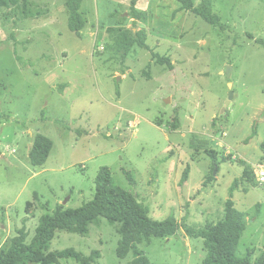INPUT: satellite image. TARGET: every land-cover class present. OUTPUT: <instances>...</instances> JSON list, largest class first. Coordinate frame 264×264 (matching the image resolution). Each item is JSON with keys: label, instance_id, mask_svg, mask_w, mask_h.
<instances>
[{"label": "rangeland", "instance_id": "374dc122", "mask_svg": "<svg viewBox=\"0 0 264 264\" xmlns=\"http://www.w3.org/2000/svg\"><path fill=\"white\" fill-rule=\"evenodd\" d=\"M144 1L134 31H147L149 49L137 46L126 60L110 48L108 29L134 27L131 2L84 0L81 35L69 29L65 0L39 1L30 18L0 9V251L23 227L30 244L42 216L58 207L91 201L109 167L152 218L175 214L195 228L223 219L238 180L234 201L250 222L237 256L252 251L255 262L264 252V0H214L224 29L176 0ZM39 134L54 143L44 167L30 161ZM118 228L100 219L85 237L58 232L50 251H100L95 264H131L132 254L117 256ZM140 248L154 264H203L207 255L204 241L182 228Z\"/></svg>", "mask_w": 264, "mask_h": 264}, {"label": "trees", "instance_id": "16d2710c", "mask_svg": "<svg viewBox=\"0 0 264 264\" xmlns=\"http://www.w3.org/2000/svg\"><path fill=\"white\" fill-rule=\"evenodd\" d=\"M39 1L45 2V0H0V9L8 10V16L12 17H17L18 14L24 18L35 17L39 15L37 12L41 6ZM176 1L183 10L193 13L209 25L225 28L221 17L214 12V0H202L198 6L193 0ZM83 2L84 0H65L69 15V29L77 35H81L88 24L82 12ZM136 6L137 1L133 0L131 2L134 25L132 29L126 27L108 29L113 41L110 48L119 54L122 60H126L137 46L149 49L147 31L143 29L138 32L134 31L143 14L137 10ZM257 43L264 48V39L257 40ZM155 58L159 65H168L173 68L168 57L157 54ZM179 124L180 121L176 118L173 125L175 130L179 128ZM253 134L257 135L256 129ZM53 147L54 143L50 138L41 134L37 135L30 153L32 165L44 167ZM262 149L264 150V144ZM210 156L217 167L219 163L215 156L212 153ZM241 164L246 166L244 175L252 180V173L247 163L241 161ZM125 175L131 184L135 183L130 172H125ZM183 176V182H186L189 169ZM238 184L239 181L236 180L230 189V198L226 201L223 219L215 224L210 223L201 228H195L188 224L181 226L175 214L163 221L155 220L150 215L149 207L140 202L136 196L119 187L113 178L111 169L103 167L96 179V193L91 201L78 209H66L60 206L52 214L42 216L35 237L30 244L27 243V229L25 227L19 229L18 235L12 239L10 248L0 251V264H61L62 260L69 259H73L78 264H95L101 258L100 251H94L87 256L74 248L54 252L50 249L58 232H68L85 237L89 234L91 225L100 219L119 226L118 233L121 239L117 248V256L125 260L132 254L131 264H154L140 246L143 244L151 246L155 240L174 237L180 228L188 237L204 241L207 255L203 264H264V252L255 262L252 259V251H249L243 258L237 256L241 239L250 222L248 215L240 211L234 201V192Z\"/></svg>", "mask_w": 264, "mask_h": 264}, {"label": "crops", "instance_id": "0c3cea01", "mask_svg": "<svg viewBox=\"0 0 264 264\" xmlns=\"http://www.w3.org/2000/svg\"><path fill=\"white\" fill-rule=\"evenodd\" d=\"M133 0H121V2H119V5L121 6V7H123V6H127V5H129L130 4V2H132ZM137 1V6H136V8H137V10L139 11V12H141V13H144L145 12V7H144V0H136ZM84 3V2H83ZM118 12H120V11H117V13ZM124 13H126V12H124ZM123 13V14H124Z\"/></svg>", "mask_w": 264, "mask_h": 264}, {"label": "built area", "instance_id": "2783aa9c", "mask_svg": "<svg viewBox=\"0 0 264 264\" xmlns=\"http://www.w3.org/2000/svg\"><path fill=\"white\" fill-rule=\"evenodd\" d=\"M260 173H259V177H260V182L262 184H264V167L263 166H260Z\"/></svg>", "mask_w": 264, "mask_h": 264}, {"label": "water", "instance_id": "95a60500", "mask_svg": "<svg viewBox=\"0 0 264 264\" xmlns=\"http://www.w3.org/2000/svg\"><path fill=\"white\" fill-rule=\"evenodd\" d=\"M232 86V85H231ZM233 98H234V95H233V93H231L230 94V98H229V102H228V105L230 106L231 105V103H232V101H233ZM225 112V110L223 111V113ZM222 113V114H223Z\"/></svg>", "mask_w": 264, "mask_h": 264}]
</instances>
